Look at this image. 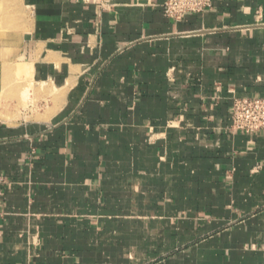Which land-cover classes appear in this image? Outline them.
I'll return each mask as SVG.
<instances>
[{
    "label": "crops",
    "instance_id": "1",
    "mask_svg": "<svg viewBox=\"0 0 264 264\" xmlns=\"http://www.w3.org/2000/svg\"><path fill=\"white\" fill-rule=\"evenodd\" d=\"M164 2L0 0V264H264V0Z\"/></svg>",
    "mask_w": 264,
    "mask_h": 264
},
{
    "label": "built area",
    "instance_id": "2",
    "mask_svg": "<svg viewBox=\"0 0 264 264\" xmlns=\"http://www.w3.org/2000/svg\"><path fill=\"white\" fill-rule=\"evenodd\" d=\"M211 0H165L163 14L181 20L188 13H202L210 7ZM231 128L244 133L264 131V98H234L231 105ZM3 181L0 178V215Z\"/></svg>",
    "mask_w": 264,
    "mask_h": 264
},
{
    "label": "rangeland",
    "instance_id": "3",
    "mask_svg": "<svg viewBox=\"0 0 264 264\" xmlns=\"http://www.w3.org/2000/svg\"><path fill=\"white\" fill-rule=\"evenodd\" d=\"M3 2H4V4H6L9 0H2ZM7 5V4H6ZM4 12V21H5V24H7L8 22L6 21L7 19V16L5 15L6 13H5V10L3 11ZM9 20V19H8ZM3 33H4V35L5 34H7V33H10V31H6V30H4L3 31Z\"/></svg>",
    "mask_w": 264,
    "mask_h": 264
}]
</instances>
